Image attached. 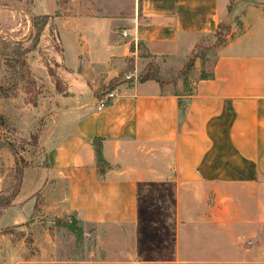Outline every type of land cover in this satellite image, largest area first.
Listing matches in <instances>:
<instances>
[{"label": "crops", "instance_id": "crops-1", "mask_svg": "<svg viewBox=\"0 0 264 264\" xmlns=\"http://www.w3.org/2000/svg\"><path fill=\"white\" fill-rule=\"evenodd\" d=\"M46 2L51 13L56 0ZM230 3L239 29L214 50L211 78H195L188 93L174 91L170 83L122 82L112 90L110 104L96 110L91 90L124 73L133 40L156 59H182L196 35L213 32L227 16ZM66 13L56 23L60 42L64 34L70 51L67 58L63 49L64 80L71 94H86L76 107L85 111L45 151L42 177L32 181L22 173L11 202L18 207L15 220L25 219L24 209H34L35 189L19 197L27 182L37 183L40 218L74 213L83 224L174 233L177 256L187 233H210L215 252L217 240H226V260L240 254L232 259L236 264H264V0H139L120 32L117 19L92 16L84 6L69 4ZM133 59L134 65L141 60ZM93 138L102 139L103 171L95 166ZM171 185L172 230L167 231L159 222L160 197ZM144 186L162 191L149 204L156 210L145 216L138 208ZM50 226H40V233H50ZM243 238L249 247L241 248ZM25 251L20 249L22 257L14 261L10 255L16 252L9 249L10 257L0 264H67L50 257L52 247L40 246L26 257ZM77 262L71 264H181L167 257Z\"/></svg>", "mask_w": 264, "mask_h": 264}, {"label": "rangeland", "instance_id": "rangeland-1", "mask_svg": "<svg viewBox=\"0 0 264 264\" xmlns=\"http://www.w3.org/2000/svg\"><path fill=\"white\" fill-rule=\"evenodd\" d=\"M56 3L54 11L49 13L46 0H0V199L10 197L20 173L25 171L32 181L37 176L42 177L45 151L60 140L70 130L73 120L85 111L76 107L86 99V94H71L67 88L66 94H63L62 86L59 85L57 90L54 88L55 74L67 87L64 78L67 77L68 69L63 61V49L67 58L70 51L64 34L62 47L56 30L57 21L65 20L68 15L67 5L84 6L90 9L92 16L117 19L120 32L125 28L122 20L134 13L136 6L138 9L139 0H56ZM230 9L231 6L228 7L227 16L220 19V23L228 27L227 36L239 29L237 14H230ZM33 19L38 23L52 21L55 25V30L43 32L35 47L31 44ZM60 32L64 33L63 30ZM203 38L206 37L196 35L192 40L195 43ZM26 47L29 49L25 56L28 82L19 78V56L14 54L21 53ZM164 58L155 60L157 75L163 83H170L174 91L188 93L195 78L209 73L214 51L201 65L199 60H195L186 74L181 73L186 57ZM134 60L132 64L125 60L123 74L91 90L90 96L96 100L95 106L103 95L119 83L131 82L125 79V75L134 72L138 77L139 71L149 62L148 59H141L134 65ZM38 187L37 183L30 186L27 182L20 194L19 200L28 189H35V193L30 196V206L34 209H28L27 212L24 209L25 219H21V222L15 220L18 207L10 204L7 208H0V262L10 256L18 261L22 257L18 254L20 249L25 248L23 256L26 257L33 255L40 246L55 248L50 257L64 260L67 264L79 263L77 261L81 259L137 263L163 257L176 259L181 264H236L238 260L233 261V257H241L237 254L226 260L227 244L223 238L217 240L215 252L210 233H187V239H183L184 252L177 256L172 254L174 233H132L131 227L83 224L78 220L74 224L76 231H72L63 226L70 221L68 216L40 218L35 211L40 203V194L36 192ZM155 187L144 186L138 192V208L144 216L156 210H150L149 207L162 193ZM172 198L171 185L164 189L160 197L162 209L159 222L167 231L172 230ZM23 202L19 207H22ZM48 225H51L50 233H40V226ZM250 245L247 238L242 239L241 248ZM9 249L16 255L9 256Z\"/></svg>", "mask_w": 264, "mask_h": 264}, {"label": "trees", "instance_id": "trees-1", "mask_svg": "<svg viewBox=\"0 0 264 264\" xmlns=\"http://www.w3.org/2000/svg\"><path fill=\"white\" fill-rule=\"evenodd\" d=\"M230 6H231V3H230V5H228V7H230ZM32 29L34 30V35L31 39V44L35 47L38 44L40 37L43 35V32L45 30L48 31L49 29L51 31H52V29L55 30V25L52 21H51V23H47V22L38 23L35 21V19H33ZM50 30H49V32H50ZM48 34H51V33H48ZM227 34H228L227 25H225L224 23H220V22H218V24L216 25V28L214 29L213 32L201 34L202 36H204L206 38L198 40L193 44L192 48L190 49V51L188 52V54L186 56V62L183 64V67L181 69V73L186 74L192 68L193 62L195 60H199L200 65L202 63H204L212 51L219 48L220 46H222L225 43ZM56 38H57V35H56ZM129 50H130V52L135 51V55L137 58L149 60V62L139 71L138 77H137V82H144L147 80H152V81L158 83L159 85L163 84V81L157 75L158 69L155 65L156 57L150 55V53L145 48L144 44L140 41H137L135 44L131 43ZM27 52H29V49L26 47V48L21 50V53H19V54L14 53V54L19 56V61H17V64L20 67L19 68L20 72L18 73L20 75L19 78L23 81L28 82L29 73L27 71L26 62H25V56L27 55ZM125 60L132 64L133 58L129 57V58H126ZM211 77H212V74L207 73V74H203L202 76H199L198 80H205V79H209ZM59 85L62 86V88H63L64 92H62V93L66 94L65 92H67L66 91L67 87L65 86V84H63L61 82V78L57 74H55V76H54V88H55V90H57ZM113 89L114 88H112V90ZM112 90H110V92ZM104 96L105 95H103L101 98H103ZM105 102L106 103L104 105V108L110 104V101H105ZM101 142H102V139L93 138L90 141V145H91L93 153H94L95 166H96V168H98V170L103 171L104 167L106 166V163L104 162L102 155H101ZM44 161H45V159H44ZM44 168H45V164H44ZM21 180H22V174L20 173L18 175L17 186L12 191L10 197H8V199H4V198L0 199V208H7L11 204L12 200L15 198V196L18 193V190H19V187L21 184ZM68 217H69L70 221H68V223L65 222L63 224V226L72 230V231H76L77 228L74 226V224L77 223L75 214L71 213L70 215H68ZM53 221H55L57 223L59 222L56 219H53ZM76 235H80V233H76Z\"/></svg>", "mask_w": 264, "mask_h": 264}, {"label": "built area", "instance_id": "built-area-1", "mask_svg": "<svg viewBox=\"0 0 264 264\" xmlns=\"http://www.w3.org/2000/svg\"><path fill=\"white\" fill-rule=\"evenodd\" d=\"M121 36L125 37V33L122 32ZM132 43L135 44V41L133 40ZM130 56L135 58L136 57L135 51L130 52ZM125 79H129V80H131V82H136L137 81L136 80L137 77H136V74L134 72L125 75ZM111 92L105 94V96L98 101L97 106H96V110H100V109L104 108V105L106 103L105 101H110L111 102V99L113 97V94Z\"/></svg>", "mask_w": 264, "mask_h": 264}]
</instances>
